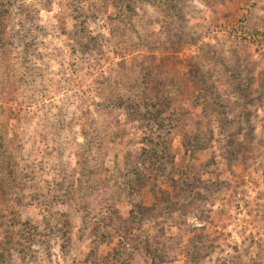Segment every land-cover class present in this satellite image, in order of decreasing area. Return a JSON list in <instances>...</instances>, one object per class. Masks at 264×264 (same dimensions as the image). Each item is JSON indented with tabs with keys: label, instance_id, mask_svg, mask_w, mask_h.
I'll return each instance as SVG.
<instances>
[{
	"label": "rangeland",
	"instance_id": "rangeland-1",
	"mask_svg": "<svg viewBox=\"0 0 264 264\" xmlns=\"http://www.w3.org/2000/svg\"><path fill=\"white\" fill-rule=\"evenodd\" d=\"M0 264H264V0H0Z\"/></svg>",
	"mask_w": 264,
	"mask_h": 264
}]
</instances>
